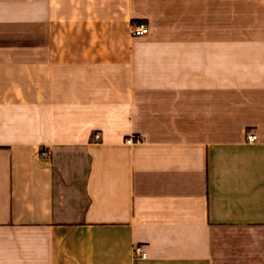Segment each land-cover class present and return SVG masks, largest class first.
<instances>
[{
  "label": "crops",
  "instance_id": "crops-1",
  "mask_svg": "<svg viewBox=\"0 0 264 264\" xmlns=\"http://www.w3.org/2000/svg\"><path fill=\"white\" fill-rule=\"evenodd\" d=\"M0 264H264V0H0Z\"/></svg>",
  "mask_w": 264,
  "mask_h": 264
},
{
  "label": "built area",
  "instance_id": "built-area-1",
  "mask_svg": "<svg viewBox=\"0 0 264 264\" xmlns=\"http://www.w3.org/2000/svg\"><path fill=\"white\" fill-rule=\"evenodd\" d=\"M129 29H130L131 35H134V36L144 35L148 31L147 24H145L142 21L131 22ZM94 136H97V135H94ZM245 136H246V139L249 141H251L255 138V134H253V133H246ZM127 141H129V139H127ZM132 252H133V255H135L137 257H140V258L145 257V252L143 251L140 244H134L133 248H132Z\"/></svg>",
  "mask_w": 264,
  "mask_h": 264
}]
</instances>
